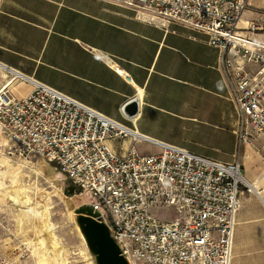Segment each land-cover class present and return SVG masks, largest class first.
Segmentation results:
<instances>
[{"label":"built area","instance_id":"2783aa9c","mask_svg":"<svg viewBox=\"0 0 264 264\" xmlns=\"http://www.w3.org/2000/svg\"><path fill=\"white\" fill-rule=\"evenodd\" d=\"M103 1L208 35L237 107L238 154L264 139V43L254 37L263 27L243 20L251 0ZM17 81L32 89L22 99L0 90V133L91 199L129 264H230L239 191L251 190L239 159L223 163L165 144L142 154L136 142L145 138L135 130L14 72ZM128 138L124 154L108 145ZM152 209H173L176 219L164 222Z\"/></svg>","mask_w":264,"mask_h":264},{"label":"crops","instance_id":"0c3cea01","mask_svg":"<svg viewBox=\"0 0 264 264\" xmlns=\"http://www.w3.org/2000/svg\"><path fill=\"white\" fill-rule=\"evenodd\" d=\"M208 39L103 0H0V90L16 99L30 93V84L10 82L14 72L55 89L135 130L145 138L136 142L142 154L165 144L223 163L239 159L254 190L239 191L230 264H264V139L238 154L237 107ZM20 86L26 93L18 97ZM133 99L139 110L129 118L123 109ZM130 144L108 142L119 154ZM221 146L231 159L210 156Z\"/></svg>","mask_w":264,"mask_h":264},{"label":"rangeland","instance_id":"374dc122","mask_svg":"<svg viewBox=\"0 0 264 264\" xmlns=\"http://www.w3.org/2000/svg\"><path fill=\"white\" fill-rule=\"evenodd\" d=\"M251 6L243 17L263 27L254 37L264 43V20L259 21L260 16L264 18V0H251ZM25 91L26 87L20 86L13 93L19 97ZM15 146L10 137L0 133V264H90L75 211L89 205L91 199L78 189L67 196L65 191L71 185L60 174L63 185L49 175L45 167L50 163L32 155L21 156ZM218 148L220 152L210 156L231 159L232 149ZM7 169L19 170L15 182ZM152 213L164 222L176 219L173 209H152Z\"/></svg>","mask_w":264,"mask_h":264},{"label":"water","instance_id":"95a60500","mask_svg":"<svg viewBox=\"0 0 264 264\" xmlns=\"http://www.w3.org/2000/svg\"><path fill=\"white\" fill-rule=\"evenodd\" d=\"M123 110L127 117H135L139 110L138 100H131ZM48 166L52 168L51 164ZM74 190L75 188L71 186L65 193L71 196ZM75 215L77 226L94 259V264H129L113 239L109 227L100 220L99 213L92 206L83 205L77 208Z\"/></svg>","mask_w":264,"mask_h":264},{"label":"bare ground","instance_id":"6f19581e","mask_svg":"<svg viewBox=\"0 0 264 264\" xmlns=\"http://www.w3.org/2000/svg\"><path fill=\"white\" fill-rule=\"evenodd\" d=\"M9 82V81H8ZM5 85V84H4ZM7 86V85H6ZM10 85H8L7 86V88L9 87ZM4 88V87H3ZM136 122V121H135ZM3 162V161H2ZM4 163V162H3ZM46 169H47V171H48V173H49V175L54 179V180H56L57 182H59L60 181V184H62L63 183V181L61 180V179H59L60 177H59V175L58 174H60V173H57L56 171H54V170H52L49 166H47L46 165V167H45ZM6 173H8V175L10 176V179H11V181H12V183L13 182H15V179L18 177V175H19V170H16V169H14V170H11V172H9V169H7L6 170ZM62 177V176H61ZM59 179V180H58ZM62 181V182H61ZM247 184H248V182H247ZM63 185V184H62ZM61 185V186H62ZM0 186H1V184H0ZM4 186V185H3ZM60 186V187H61ZM248 186L249 187H251L252 188V186H250L249 184H248ZM252 190H254L253 188H252ZM25 191V190H24ZM12 193V192H11ZM21 193V192H20ZM23 193V192H22ZM15 198V197H14ZM23 203V202H22ZM22 205V204H21ZM26 206V205H25ZM23 208V207H22ZM77 229H78V232H79V234L81 235V237H82V240H84L83 239V236H82V234H81V232H80V230H79V228H78V226H77ZM85 242V241H84ZM91 255V254H90ZM88 259H90V264H94V259H93V257L92 256H90V258H88Z\"/></svg>","mask_w":264,"mask_h":264}]
</instances>
